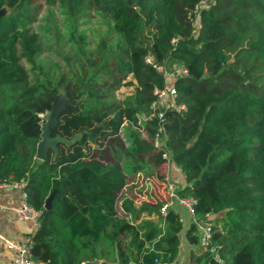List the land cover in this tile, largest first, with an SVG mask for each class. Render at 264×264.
Returning <instances> with one entry per match:
<instances>
[{"label": "trees", "instance_id": "16d2710c", "mask_svg": "<svg viewBox=\"0 0 264 264\" xmlns=\"http://www.w3.org/2000/svg\"><path fill=\"white\" fill-rule=\"evenodd\" d=\"M41 2L75 22L98 12L115 36L58 62L55 79L42 77L34 31ZM1 7L9 11L0 17V183L22 182L39 211L35 259L172 264L183 229L174 207L159 215L161 202L137 208L124 198L126 215L118 211L124 163L130 171L157 168L166 152L183 173L178 193L194 200L195 220L185 229L189 264H264V0H0ZM148 54L186 69L173 79L184 108L162 109V123L151 103L164 77ZM129 74L134 81L125 80ZM123 85L133 91L119 98ZM60 93L72 103L51 134L78 138L38 159L42 114ZM142 124L146 138L136 128ZM142 212L159 222L137 223ZM210 212L216 216L207 219ZM199 221L211 223L214 254L199 244Z\"/></svg>", "mask_w": 264, "mask_h": 264}, {"label": "rangeland", "instance_id": "374dc122", "mask_svg": "<svg viewBox=\"0 0 264 264\" xmlns=\"http://www.w3.org/2000/svg\"><path fill=\"white\" fill-rule=\"evenodd\" d=\"M41 3L42 6L37 11L38 14L36 15V22L34 23V31L38 34L37 36L41 44V48L37 56V63L40 67V71L36 69V73L38 71L42 77L45 76L46 73H50L52 74L50 76L55 79L56 76H54L53 73L54 70L57 69L58 62H61V60H65L74 54L77 55L79 47H84L88 52L91 49H95L98 47L100 37L103 35L108 36V39H112L115 36L112 32H110L108 19L98 12H93L92 16L86 15L84 18L85 20L83 19L75 22L72 19L67 20V17L64 13L60 12L56 5L53 6L52 13L48 11L47 7H45L44 2ZM5 10L9 11L6 7ZM78 23L80 24L79 26ZM74 24L75 27H77L73 29ZM25 64L27 65V63ZM29 74L34 75L31 70H29ZM127 79H132L134 81L132 74H129L125 80ZM133 87V85L120 86L115 92L116 96L123 98L125 95L133 91ZM127 126L128 125L124 126L122 135L126 140V144H129L127 135L130 129H128ZM140 130L141 135L144 138L148 137L145 124H142ZM167 156L168 163H164L158 168L145 165V167L141 169L142 171L136 175H132L129 165H125L124 163V169L127 173L128 182H133L124 187L120 193L118 203V211L120 214L126 215L122 206L124 198H130L136 207H140L143 203H162L164 200L162 189H164L163 187L166 184V177L168 181L172 179L175 185L180 186L178 179L172 178V163L170 164L171 158L168 153ZM161 186L163 187L161 188ZM173 206L177 210L181 211L183 218V229L179 232V237L182 242L180 244L179 254H177L175 258L177 260L176 263L188 264L189 255L186 257L188 252L184 232L190 220L194 219V216L178 204H174ZM215 216V213L210 214L211 218H214ZM145 219H150L155 223L160 220L158 214L156 213L148 214V212H143L137 219V223H140Z\"/></svg>", "mask_w": 264, "mask_h": 264}, {"label": "built area", "instance_id": "2783aa9c", "mask_svg": "<svg viewBox=\"0 0 264 264\" xmlns=\"http://www.w3.org/2000/svg\"><path fill=\"white\" fill-rule=\"evenodd\" d=\"M145 61L151 63L152 66L164 77V85L161 88H156L154 90L156 98L151 103V106L153 108H159L156 114L160 123H162L166 120L162 109L166 107H175L176 109L181 110L184 108L182 104H178L176 102L177 93L173 85V79L178 73H185L186 69L180 63H177L173 67H168L164 64L156 63L153 61L149 54L145 56ZM147 117L148 116H141V119L145 120L147 119ZM153 144L156 146L160 145L158 133H156L153 138ZM163 157L167 158L166 152L163 153ZM165 181L166 184L164 185V200L159 207L158 214L163 215L169 208L174 207V204H178L193 215V198L190 196L180 195L177 191L179 186L175 185L172 179L168 181L166 177ZM6 186L22 188V182L10 181L0 183V189ZM211 213L212 212L205 214L207 219H209ZM16 214L19 218L33 219L34 230L21 240L8 237L4 238L3 243L5 247L10 249L12 252L11 264H45L43 261L35 259L31 251L32 234L38 226L39 211L27 201L26 193L24 190L22 193V199L20 200L19 205L16 207ZM180 220L183 221V218L181 216ZM193 220H195V218ZM197 227L199 234V244L214 254L215 247L210 244L212 234L211 223L209 221H199L197 223Z\"/></svg>", "mask_w": 264, "mask_h": 264}, {"label": "crops", "instance_id": "0c3cea01", "mask_svg": "<svg viewBox=\"0 0 264 264\" xmlns=\"http://www.w3.org/2000/svg\"><path fill=\"white\" fill-rule=\"evenodd\" d=\"M170 66L173 67L174 65L171 63ZM136 128L140 131V135H141L140 127H136ZM141 137L144 138L142 135ZM167 159H168V156H167ZM166 163H168V160H166ZM170 164L172 166V169H171L172 178L178 179L180 186L184 185L185 180L183 178L182 171L180 170L178 166L175 165V163L172 160ZM173 164H174V167H173ZM141 171H142L141 169H138V170H134L131 172H132V175H136L140 173ZM125 175H126V182H125L124 187H126L128 184L133 182V181L128 182L126 171H125ZM162 187L163 186H161V188ZM22 189L23 188L21 187H13V186H6L0 189V264H11V258H12L11 250L5 247L3 243L4 238L8 237L12 239L21 240V239H24L26 235H28L34 230L33 219L19 218L16 214V207L19 205V202L22 199V193H23ZM162 193L164 195V189H162ZM145 200L148 201L147 199ZM134 206L136 207V205ZM177 211L180 213V216L182 217L181 211L179 210ZM184 238H185V232H184ZM179 239H180V244H181L182 242L181 238L179 237ZM185 242L187 244V252H188L186 254V257H187L189 255V251L192 246L187 242L186 238H185ZM180 244H179V250H180ZM178 254H179V251H178ZM176 261L177 260L175 259L172 262V264H177ZM188 264H189V261H188Z\"/></svg>", "mask_w": 264, "mask_h": 264}, {"label": "water", "instance_id": "95a60500", "mask_svg": "<svg viewBox=\"0 0 264 264\" xmlns=\"http://www.w3.org/2000/svg\"><path fill=\"white\" fill-rule=\"evenodd\" d=\"M5 7L0 8V17L5 12ZM71 100H69L67 97H65L62 93H60L52 102L51 107L49 110H47L45 113L42 114L44 117V121L42 123V132H41V139L37 143L36 147V157L38 159H43L45 156V150L46 148H52L54 150V155L57 153V143L62 142L66 144H70L73 139H77L78 135L75 134L72 139L63 137L60 134L52 135L51 134V128L56 123V118L58 113L61 111V109L68 104H71ZM52 196V195H51ZM51 196H49L44 204V207H49L51 205ZM97 261H84L82 264H94Z\"/></svg>", "mask_w": 264, "mask_h": 264}]
</instances>
